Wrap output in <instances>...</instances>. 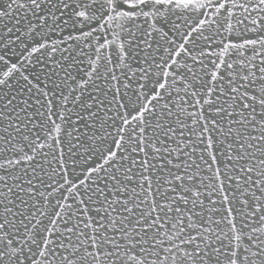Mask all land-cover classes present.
<instances>
[{"label": "snow or ice", "instance_id": "6c2138e0", "mask_svg": "<svg viewBox=\"0 0 264 264\" xmlns=\"http://www.w3.org/2000/svg\"><path fill=\"white\" fill-rule=\"evenodd\" d=\"M0 264H264V0H0Z\"/></svg>", "mask_w": 264, "mask_h": 264}]
</instances>
